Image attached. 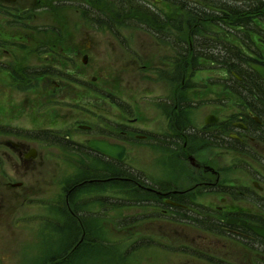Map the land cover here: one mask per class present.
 I'll list each match as a JSON object with an SVG mask.
<instances>
[{
  "label": "flooded vegetation",
  "instance_id": "af4514ba",
  "mask_svg": "<svg viewBox=\"0 0 264 264\" xmlns=\"http://www.w3.org/2000/svg\"><path fill=\"white\" fill-rule=\"evenodd\" d=\"M47 1L49 4L33 0L27 3L32 8H25L20 0H0V69L14 84L60 86L52 101L59 102L64 95L74 102L64 115L50 110L49 102L44 103L46 121L53 126L65 124L63 129L20 132H30L28 136L50 133L60 146L85 149L116 166L128 165L132 160L127 147L130 144L140 141L159 145L163 159L171 158L181 166L177 177L168 175L160 185L152 186L136 176L123 178L133 188L132 195L161 202L163 216L171 211L207 214L209 221L199 218L198 223H190L193 228H207L215 239L243 242L249 264H264V238L250 229L264 230V79L254 68H264V0H59L60 6L67 9L63 13L68 12L70 18L80 15L84 22L101 21L92 12L96 6L105 21L110 18L120 25H146V30L140 29L144 33L169 38L156 43L166 48L160 62L150 60L142 69L150 75L157 72L156 76L169 84L170 75L175 73L178 77L172 82L181 83V87L190 83L195 86L188 89L193 94L181 97L179 88L160 83L161 89L148 90L144 98L150 105L149 112L137 113L134 119L127 118L134 116L128 111L133 95L127 98L100 90L103 93L96 96H79L68 90L63 81L71 84L74 79L69 62L65 66L70 68L60 72L57 70L65 64L61 61L50 66L44 58L43 67L24 63L38 57L39 49L22 45L31 41L23 31L35 27L30 23L38 21L42 10H49L57 19L55 23L61 20L57 0ZM74 5L78 9L72 12ZM64 20L69 17L66 15ZM83 63L87 65L86 58ZM217 70L219 77L200 78V74ZM84 83L78 85L88 90L86 84L93 86ZM111 106L116 113L106 116L112 112ZM6 131L15 132L12 127ZM91 142L122 148L125 158L120 161L97 153L90 148ZM10 145L19 149L18 144ZM33 150L19 155L34 163Z\"/></svg>",
  "mask_w": 264,
  "mask_h": 264
},
{
  "label": "rangeland",
  "instance_id": "374dc122",
  "mask_svg": "<svg viewBox=\"0 0 264 264\" xmlns=\"http://www.w3.org/2000/svg\"><path fill=\"white\" fill-rule=\"evenodd\" d=\"M32 1L20 0V5L32 8L27 5ZM59 7L62 15L58 23L49 10H42L38 21L30 23L35 27L23 31L31 41L22 45L39 49L38 57L24 63L43 67L44 58L51 62L50 66L54 61L65 63L57 71L73 69L72 83H63L79 96L82 93L96 96L102 91L127 98L133 95L128 111L134 116L129 115V119H134L137 113L149 112L150 105L144 98L148 90L161 89L160 83L179 88L181 97L193 94L188 91L195 87L190 83L181 87V83L172 82L178 77L175 73L170 75L169 84L161 81L157 72L150 75L147 69L146 72L142 69L150 60L160 62L166 48L161 49L156 43L167 42L169 38L144 33L141 30H146V25H120L110 18L105 21L96 6L92 12L101 21L93 22H84L80 15L70 18L68 12L63 13V5ZM73 8L72 12L78 5ZM66 15L69 20H64ZM85 58L87 65L83 63ZM10 60L15 62L11 56ZM218 71L205 72L200 78L219 77ZM9 78L0 69V264L250 263L243 242L215 239L209 229L193 228L190 223H198L200 214L171 211L169 216H163L161 202L132 195L133 188L123 178L136 176L152 186L160 185L168 175L177 177L181 166L171 158L163 159L159 145L140 141L130 144L127 147L132 160L128 165L116 166L85 149L60 146L51 134L28 136L30 132L27 135L20 131L64 128L65 124L53 126L46 121L44 103L49 102L50 110L64 115L74 101L64 95L59 102L52 101L53 94L62 89L60 86L19 85ZM78 82L93 86L84 83L88 90ZM111 108L112 112L105 113L106 116L116 113V108ZM80 120L90 124L86 118ZM7 127L15 132L6 131ZM11 143L18 144L19 149ZM31 149H35L34 163L19 155ZM117 177L122 179L114 180ZM71 211L69 217L67 213ZM208 217L207 214L202 217L206 223Z\"/></svg>",
  "mask_w": 264,
  "mask_h": 264
},
{
  "label": "water",
  "instance_id": "95a60500",
  "mask_svg": "<svg viewBox=\"0 0 264 264\" xmlns=\"http://www.w3.org/2000/svg\"><path fill=\"white\" fill-rule=\"evenodd\" d=\"M256 72L264 79V68L260 66H255L254 67ZM90 147L99 152L102 153L108 157L116 158L119 160H122L124 158V149L118 148L116 146H111L106 142H91ZM120 154L122 156H120ZM256 234L264 238V230H258V229H253Z\"/></svg>",
  "mask_w": 264,
  "mask_h": 264
},
{
  "label": "trees",
  "instance_id": "16d2710c",
  "mask_svg": "<svg viewBox=\"0 0 264 264\" xmlns=\"http://www.w3.org/2000/svg\"><path fill=\"white\" fill-rule=\"evenodd\" d=\"M70 213H71V214H70ZM70 213H67V215H68L69 217H71V215L73 214V212H70ZM202 217H204V215H199L200 220H201V221H205V219H203Z\"/></svg>",
  "mask_w": 264,
  "mask_h": 264
},
{
  "label": "bare ground",
  "instance_id": "6f19581e",
  "mask_svg": "<svg viewBox=\"0 0 264 264\" xmlns=\"http://www.w3.org/2000/svg\"><path fill=\"white\" fill-rule=\"evenodd\" d=\"M125 155V153L123 154V156ZM120 156H122L121 154H120ZM251 230H253L254 228H250ZM254 231V230H253ZM258 235V234H257ZM88 250V249H87Z\"/></svg>",
  "mask_w": 264,
  "mask_h": 264
}]
</instances>
